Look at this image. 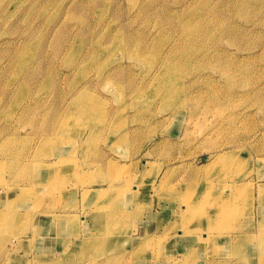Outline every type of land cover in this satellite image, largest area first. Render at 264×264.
<instances>
[{"label": "rangeland", "instance_id": "rangeland-1", "mask_svg": "<svg viewBox=\"0 0 264 264\" xmlns=\"http://www.w3.org/2000/svg\"><path fill=\"white\" fill-rule=\"evenodd\" d=\"M0 161V264H264V0H0Z\"/></svg>", "mask_w": 264, "mask_h": 264}, {"label": "bare ground", "instance_id": "bare-ground-1", "mask_svg": "<svg viewBox=\"0 0 264 264\" xmlns=\"http://www.w3.org/2000/svg\"><path fill=\"white\" fill-rule=\"evenodd\" d=\"M93 110H84V111H81V113L83 114V115H87L88 113H90V112H92ZM63 129H66V126H64L63 127ZM63 157H61L60 155H57V157H55V162H56V160H58V159H62ZM0 163H1V161H0ZM27 187V186H26ZM89 188V187H88ZM103 188V187H102ZM99 189H101V188H99ZM114 191H112V196H116V198H114V199H117L119 196H118V194H119V192H118V188H112ZM123 189V188H122ZM23 190L24 191H27V189H25V187H23ZM95 190H98V189H95ZM107 190H109V188H107ZM124 190V192L126 193V190L125 189H123ZM173 192H174V190H173ZM96 201H99L98 199H96ZM102 204H104V202L102 201ZM102 204H99V208L100 209H98V211L99 210H102L103 208H104V206L102 205ZM6 211H0V220H2V219H4L7 215H6V213H5ZM129 212H130V206L129 207H123V208H121L120 209V211L118 212V216L117 217H119V216H129ZM43 214V213H42ZM41 215V214H40ZM60 215V214H59ZM207 221V220H206ZM257 227V226H256ZM252 231H250V233L251 232H254L255 233V235L257 236L258 235V233H256L257 231H254L253 229H251ZM92 233V232H91ZM154 242V237H151V235H149V234H145V239H144V244H146V246H149V245H151L152 243ZM187 253H188V251H187ZM186 253V256L185 257H187V259H180V260H183L184 262H187L189 259V257H190V255L189 254H187ZM185 257H183V258H185ZM254 261V260H253ZM261 262H264V261H262L261 260ZM260 263V261H259V259H257L256 258V260H255V263L254 264H259Z\"/></svg>", "mask_w": 264, "mask_h": 264}]
</instances>
